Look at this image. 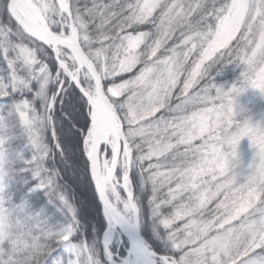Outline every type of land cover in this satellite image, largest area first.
<instances>
[{
	"label": "snow or ice",
	"instance_id": "6c2138e0",
	"mask_svg": "<svg viewBox=\"0 0 264 264\" xmlns=\"http://www.w3.org/2000/svg\"><path fill=\"white\" fill-rule=\"evenodd\" d=\"M249 90L264 98V0H0V264H264V126L233 102Z\"/></svg>",
	"mask_w": 264,
	"mask_h": 264
},
{
	"label": "trees",
	"instance_id": "16d2710c",
	"mask_svg": "<svg viewBox=\"0 0 264 264\" xmlns=\"http://www.w3.org/2000/svg\"><path fill=\"white\" fill-rule=\"evenodd\" d=\"M150 26H142V30L148 31ZM234 43V42H233ZM239 77V69H236L233 66L226 67L223 72L216 76L215 83L218 85H223L225 89L230 87ZM264 100V99H263ZM264 101H262L260 104L256 105L253 108H247L244 110V115L249 117L251 121H253L256 117V113L263 107ZM159 115V113L157 114ZM259 117L258 119H260ZM237 119H240L238 116ZM257 120H254L252 122L253 124L256 123ZM261 121H258V123ZM3 183L7 186L6 190L11 191L13 193V201L16 203L20 202V193L15 192L16 184L13 182L8 181V179L5 177L3 179ZM37 182L35 180H29L27 187H33L35 186ZM137 193L141 195V200L144 202L145 206L147 204V197L148 193H139V189H136ZM75 198L80 199L79 192L75 193ZM28 205H30L31 210L34 212H41L43 211L44 214H46L49 217H52L53 220H59L60 216L59 213L56 212V210L48 204L47 197L43 194L41 190H37L34 193H32L28 199H27ZM213 208L212 205H209V209Z\"/></svg>",
	"mask_w": 264,
	"mask_h": 264
},
{
	"label": "rangeland",
	"instance_id": "374dc122",
	"mask_svg": "<svg viewBox=\"0 0 264 264\" xmlns=\"http://www.w3.org/2000/svg\"><path fill=\"white\" fill-rule=\"evenodd\" d=\"M264 98H261L259 93H256L252 90L247 91L246 93H244L241 97H239V104L240 107L237 108V111H240V109H247V108H253L256 105L260 104ZM259 117H261L260 119H258ZM254 120H257L256 123H258V121L262 126H264V105L263 107L256 113V117ZM251 121V122H254ZM254 123V124H256ZM194 143H199V141H196ZM255 152V149L252 148L249 144V141L247 138H244L240 141L238 147H237V156L238 159L240 161V166L236 169L237 173H241L242 170L245 172H247V166L248 164L252 161L253 158V154ZM238 182L242 183L243 182V176H238ZM212 207H214V205H212Z\"/></svg>",
	"mask_w": 264,
	"mask_h": 264
},
{
	"label": "clouds",
	"instance_id": "9594fccd",
	"mask_svg": "<svg viewBox=\"0 0 264 264\" xmlns=\"http://www.w3.org/2000/svg\"><path fill=\"white\" fill-rule=\"evenodd\" d=\"M243 94H244V93L238 92V93H236V94L233 96V102H234V104H235V106H236L237 108L240 107V104H239V97H241ZM240 112L243 113V112H244V109L241 108V109H240ZM238 163H240V161H238Z\"/></svg>",
	"mask_w": 264,
	"mask_h": 264
}]
</instances>
